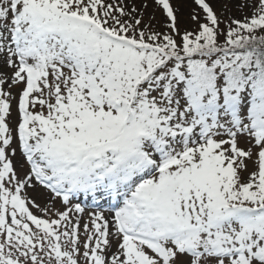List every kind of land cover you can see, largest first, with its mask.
I'll use <instances>...</instances> for the list:
<instances>
[{"label": "snow or ice", "instance_id": "6c2138e0", "mask_svg": "<svg viewBox=\"0 0 264 264\" xmlns=\"http://www.w3.org/2000/svg\"><path fill=\"white\" fill-rule=\"evenodd\" d=\"M187 3L0 0V264H264V0Z\"/></svg>", "mask_w": 264, "mask_h": 264}, {"label": "rangeland", "instance_id": "374dc122", "mask_svg": "<svg viewBox=\"0 0 264 264\" xmlns=\"http://www.w3.org/2000/svg\"><path fill=\"white\" fill-rule=\"evenodd\" d=\"M137 2L139 3V0H137ZM149 2H150V0H149ZM212 2H213V6L219 12V10H220L219 0H212ZM189 7H190V0H188V3L183 8V13H182V16H181V19H182L181 27L182 28L186 27V26H189V21L187 20V14H188ZM151 11H152V8L149 7L147 12H151ZM234 14L239 16V13H234ZM145 18L147 19V15H146ZM0 70L5 71V72H10L11 71L10 69H7L6 67H0ZM241 146H243V144H241ZM31 194L35 197L37 203L41 204V206H43V205H45L46 203L49 202V198H50V195H51L47 190H44L42 188L38 189L36 192H33ZM56 207H60L59 202H57Z\"/></svg>", "mask_w": 264, "mask_h": 264}]
</instances>
